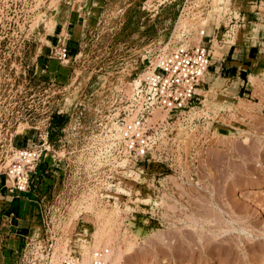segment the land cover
Returning a JSON list of instances; mask_svg holds the SVG:
<instances>
[{"label":"rangeland","instance_id":"1","mask_svg":"<svg viewBox=\"0 0 264 264\" xmlns=\"http://www.w3.org/2000/svg\"><path fill=\"white\" fill-rule=\"evenodd\" d=\"M242 1L0 0L2 185L18 149L45 148L28 192L2 188L25 226L7 254L39 235L52 264L99 248L110 264H264V0ZM169 39L211 58L259 50L231 79L207 72L184 112L153 111L152 152L134 164L115 155L116 118Z\"/></svg>","mask_w":264,"mask_h":264},{"label":"built area","instance_id":"2","mask_svg":"<svg viewBox=\"0 0 264 264\" xmlns=\"http://www.w3.org/2000/svg\"><path fill=\"white\" fill-rule=\"evenodd\" d=\"M199 35L201 40L206 38L204 30ZM55 55L64 59L67 49L59 48ZM210 63V47L206 44L200 42L185 46L180 42L173 44L169 39L149 61L128 105L119 111L115 123L119 134L115 155L125 157L134 164L149 159L154 131H151V126H147L146 119L156 109L170 115L184 112L197 101L198 90L211 67ZM134 114L135 117L130 119L129 116ZM44 151V147H39L18 149L15 152L14 161L6 170L4 180V187L12 198L28 192L35 178V167ZM23 243L13 254H8L7 264H52L54 243L40 240L39 235L35 238L24 237ZM108 253L105 248L91 250L89 264H110L106 259ZM60 262L80 264V259L73 252H62Z\"/></svg>","mask_w":264,"mask_h":264},{"label":"crops","instance_id":"3","mask_svg":"<svg viewBox=\"0 0 264 264\" xmlns=\"http://www.w3.org/2000/svg\"><path fill=\"white\" fill-rule=\"evenodd\" d=\"M244 0L242 1V5L244 6L245 4H243ZM245 6L248 7V5L246 4ZM78 21H74V22H68L65 28H61V33L63 32V40H64V36L66 35L67 39H72L73 36L78 33L76 27H78ZM64 30V31H63ZM59 35L61 36V34H51L50 37H52L53 39L59 37ZM61 38V37H60ZM50 44L52 43V39L50 41H48ZM209 42L211 43L212 41H207L206 43L209 44ZM263 42V41H262ZM70 44V43H69ZM264 44V42H263ZM210 46V53H211V44ZM258 45L257 46H251L250 48H248V50L242 49L241 47H232L229 46L222 54L220 58H211V67L208 70L209 73H211L212 75H217L219 74L220 77L222 79H231L233 78V64H239L240 65V61L242 62V64H247L248 61L254 60L255 56H257V51H258ZM222 71H224V73H222ZM226 73H230V75H225ZM238 82H237V90L238 92H241L242 95H246V93H244L245 91H249L250 86L248 85V83H245L244 79L241 78H237ZM4 187V184L2 185V180L0 179V213L2 212H9L11 211L10 215L7 217L5 216L4 218L6 220H8V231L6 233L7 236H10L8 238L4 237L1 238V244H0V264H7V260H8V254L7 252H9V246H7V241L11 240L12 236L13 239L15 240V242L17 243V246L19 244V240H20V234L17 233V231L19 230H24L25 226L21 225L20 223L23 221L21 215L18 213V209H14V205L10 204V202L7 201L8 198L11 199V197L2 195L5 194V191L2 192V188ZM12 202V199H11ZM3 208V209H1ZM17 215H16V214ZM1 216H0V221H1ZM12 221H14L15 223L12 224ZM12 229H14V234L12 233ZM2 230V228H0V231ZM10 233V234H9ZM13 234V235H12ZM2 235V234H1ZM19 236V237H16ZM3 242V243H2Z\"/></svg>","mask_w":264,"mask_h":264},{"label":"bare ground","instance_id":"4","mask_svg":"<svg viewBox=\"0 0 264 264\" xmlns=\"http://www.w3.org/2000/svg\"><path fill=\"white\" fill-rule=\"evenodd\" d=\"M244 36L246 37V38H248L249 37V34H246V31H245V34H244ZM212 47H213V45H212ZM205 76V75H204ZM203 80H204V77H203ZM156 110H159V109H156ZM156 110H154V111H156ZM135 117V114L134 115H130L129 116V118L130 119H133ZM91 254V253H90ZM109 254V253H108ZM107 257H109L108 255H107ZM85 258V257H84ZM88 258V257H87ZM107 259V258H106ZM109 259H107V261H108ZM51 262H53V255H52V261ZM89 262H87L86 260H85V262H84V264H88ZM80 264H82V260L80 259Z\"/></svg>","mask_w":264,"mask_h":264}]
</instances>
